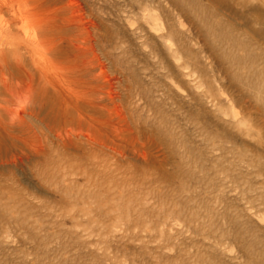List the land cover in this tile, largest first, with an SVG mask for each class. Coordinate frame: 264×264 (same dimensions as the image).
<instances>
[{
  "label": "rangeland",
  "instance_id": "1",
  "mask_svg": "<svg viewBox=\"0 0 264 264\" xmlns=\"http://www.w3.org/2000/svg\"><path fill=\"white\" fill-rule=\"evenodd\" d=\"M47 4L88 75L33 65L61 30L0 0L31 85L0 87V264H264V0Z\"/></svg>",
  "mask_w": 264,
  "mask_h": 264
},
{
  "label": "bare ground",
  "instance_id": "2",
  "mask_svg": "<svg viewBox=\"0 0 264 264\" xmlns=\"http://www.w3.org/2000/svg\"><path fill=\"white\" fill-rule=\"evenodd\" d=\"M38 2V9H40L41 6H43L45 9H40L41 11L38 12V15H37V20H36V23L38 24L39 28L40 29H47V28H51V29H55L56 31L59 29L61 30V34L59 36H57L56 32L54 35L50 36V37H45V39L43 38L41 41L40 40H36V38H33L32 39V42L29 43V51L32 55V62H33V65H36V64H40L43 68L47 69L48 72H50L51 74H55V75H62L64 73H72V72H75V71H78L80 69L84 70V74H87L88 75V70L86 69L87 68V55H85L84 53L80 52L77 48V46H75V44L73 43V38L71 40V36L69 37V39H67V35L66 33L64 35H62L64 32H65V23L67 22L65 20L66 18V15H65V18H63V11L61 9L62 12V15L61 14H57V12L54 13V15L52 14V12H50V8H49V5L47 4L48 1H52L54 2V0H35ZM59 3V2H57ZM47 4V5H46ZM47 9L46 8V6ZM56 5V4H55ZM41 7V8H43ZM38 11V10H37ZM37 14V13H36ZM71 15V14H70ZM67 17H69L67 15ZM71 17V16H70ZM73 17V16H72ZM146 17V15L144 16ZM155 17V16H154ZM154 17L151 16V20H154ZM72 19V18H71ZM69 21V20H68ZM71 22V21H70ZM75 22V21H74ZM150 22V20H149ZM36 24V25H37ZM81 24V23H80ZM148 24V23H147ZM70 27V26H68ZM67 27V28H68ZM73 27V26H72ZM66 28V29H67ZM71 28V27H70ZM159 28V27H158ZM64 29V30H63ZM75 29V28H74ZM69 30V29H68ZM68 30H66L68 32ZM77 30L79 32L80 29H78L77 27ZM77 31V32H78ZM73 31L71 30L69 33H72ZM67 33V34H68ZM78 34V33H77ZM72 35V34H71ZM79 35V34H78ZM2 35L0 34V37ZM161 36V35H160ZM167 36V35H166ZM166 36H163L164 38L163 39H166L169 37H166ZM74 37V35L72 36ZM162 37V36H161ZM166 37V38H165ZM173 38V37H172ZM172 38H170L169 40H171ZM81 40V39H80ZM73 41V42H72ZM163 41V40H162ZM165 41V40H164ZM166 41H168L166 39ZM165 41V43H166ZM169 43H171L172 41H168ZM65 45H68L69 47H71L72 49V52H73V55H74V60H72V62H67L65 65L64 64H59L57 62H52V53L55 51V50H61L63 48V46ZM74 44V45H73ZM79 44V43H78ZM173 43H171L172 45ZM168 46V45H167ZM173 46V45H172ZM65 47V46H64ZM80 47V46H79ZM91 47V46H89ZM66 48V47H65ZM81 50V49H80ZM91 50V49H90ZM89 50V52H90ZM14 51V50H13ZM92 51V50H91ZM171 51V50H170ZM56 53V52H55ZM174 53V52H173ZM22 54V53H21ZM23 55V54H22ZM13 56L15 57V68H16V72H18V74L20 75L18 79H16V81L14 80V77H12V74H11V71L9 69V63L7 61V59H5V56H4V52L3 51H0V87H2V89L8 93V95L11 97V99L14 101L15 99L17 98H21V94L23 95L24 92L26 93V90H30V87L31 85H28V81L27 79L29 78L28 77V71H26L24 69V65H22L21 62L23 61H19V52L18 51H14L13 52ZM25 57V55H24ZM7 58V57H6ZM22 58V57H21ZM14 59V58H13ZM18 59V60H16ZM68 60V59H67ZM13 61V60H12ZM65 61V60H63ZM60 62V61H59ZM87 62V63H86ZM94 62V61H93ZM99 62V61H98ZM56 63V64H55ZM90 63V62H89ZM63 65V66H61ZM99 65V64H98ZM89 69V68H88ZM91 69V68H90ZM89 69V70H90ZM94 73V72H93ZM106 74V73H105ZM91 75H92V72H91ZM10 76V79L8 78ZM15 76V75H14ZM86 76V75H85ZM16 77V76H15ZM91 77V76H90ZM91 79V78H90ZM15 81V82H14ZM93 81V80H92ZM27 82V83H26ZM16 83V84H15ZM30 86V87H29ZM24 90V91H23ZM2 91V90H1ZM27 91V92H28ZM3 93V92H2ZM4 95V94H3ZM23 98V97H22ZM19 100V99H18ZM10 104V103H9ZM90 106H93V103L91 102L90 103ZM11 107H7L6 109V113L8 115V117H10L14 123H16L15 121L18 122V126H19V120L17 118V116L13 117V115L11 114ZM24 110V109H23ZM23 110L21 111L20 113V116L22 117L23 115ZM5 113V114H6ZM17 119V120H16ZM22 120V119H21ZM15 126V125H13ZM8 130V129H7ZM1 154V153H0ZM7 156V155H6ZM4 157H2V155H0V161L3 160Z\"/></svg>",
  "mask_w": 264,
  "mask_h": 264
}]
</instances>
